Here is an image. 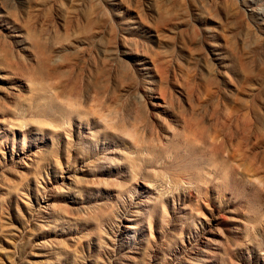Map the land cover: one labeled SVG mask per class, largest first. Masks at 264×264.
I'll list each match as a JSON object with an SVG mask.
<instances>
[{
	"label": "rangeland",
	"instance_id": "obj_1",
	"mask_svg": "<svg viewBox=\"0 0 264 264\" xmlns=\"http://www.w3.org/2000/svg\"><path fill=\"white\" fill-rule=\"evenodd\" d=\"M0 264H264V0H0Z\"/></svg>",
	"mask_w": 264,
	"mask_h": 264
},
{
	"label": "bare ground",
	"instance_id": "obj_2",
	"mask_svg": "<svg viewBox=\"0 0 264 264\" xmlns=\"http://www.w3.org/2000/svg\"><path fill=\"white\" fill-rule=\"evenodd\" d=\"M30 159V157L28 158V160Z\"/></svg>",
	"mask_w": 264,
	"mask_h": 264
}]
</instances>
